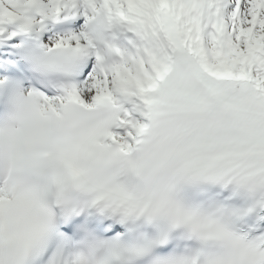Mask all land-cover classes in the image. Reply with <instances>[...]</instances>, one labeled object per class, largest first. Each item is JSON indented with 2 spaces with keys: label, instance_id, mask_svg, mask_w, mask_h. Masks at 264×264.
Instances as JSON below:
<instances>
[{
  "label": "snow or ice",
  "instance_id": "6c2138e0",
  "mask_svg": "<svg viewBox=\"0 0 264 264\" xmlns=\"http://www.w3.org/2000/svg\"><path fill=\"white\" fill-rule=\"evenodd\" d=\"M0 264H264V0H0Z\"/></svg>",
  "mask_w": 264,
  "mask_h": 264
}]
</instances>
